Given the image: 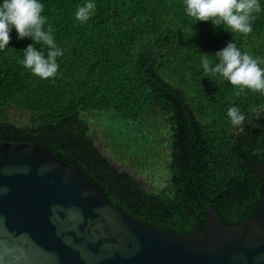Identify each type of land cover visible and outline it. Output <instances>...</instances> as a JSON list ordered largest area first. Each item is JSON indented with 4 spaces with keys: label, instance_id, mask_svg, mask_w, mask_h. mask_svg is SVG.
<instances>
[{
    "label": "trees",
    "instance_id": "1",
    "mask_svg": "<svg viewBox=\"0 0 264 264\" xmlns=\"http://www.w3.org/2000/svg\"><path fill=\"white\" fill-rule=\"evenodd\" d=\"M40 2L64 51L60 75L26 70L23 50L34 42L12 30L0 51V147L50 152L108 204L170 234L201 232L203 203L221 224L250 219L264 181V95L206 76L201 59L217 63L233 40L264 59V10L240 36L187 16L184 0H92L85 24L75 13L87 0ZM233 106L245 115L243 131L227 116Z\"/></svg>",
    "mask_w": 264,
    "mask_h": 264
},
{
    "label": "water",
    "instance_id": "2",
    "mask_svg": "<svg viewBox=\"0 0 264 264\" xmlns=\"http://www.w3.org/2000/svg\"><path fill=\"white\" fill-rule=\"evenodd\" d=\"M203 207L201 232L170 234L108 204L50 152L0 147V264H264V181L253 216L239 224Z\"/></svg>",
    "mask_w": 264,
    "mask_h": 264
},
{
    "label": "clouds",
    "instance_id": "3",
    "mask_svg": "<svg viewBox=\"0 0 264 264\" xmlns=\"http://www.w3.org/2000/svg\"><path fill=\"white\" fill-rule=\"evenodd\" d=\"M186 15L198 22H211L214 27L240 36L252 33L254 14L262 10L260 0H184ZM92 0L77 7L75 19L81 24L95 14ZM44 5L40 0H2L0 2V51L9 48L11 32L15 29L18 40L27 38L34 42L23 50V67L41 80H55L60 75L59 57L63 49L57 46L52 28L45 29L47 18L42 14ZM42 44L47 52L34 45ZM204 54L201 64L206 76H219L238 89V94L251 91L264 95V59L254 58L242 52L237 44L228 42L215 53L218 62L213 64ZM213 56V55H212ZM227 116L233 127L243 131L245 115L237 107H229Z\"/></svg>",
    "mask_w": 264,
    "mask_h": 264
},
{
    "label": "flooded vegetation",
    "instance_id": "4",
    "mask_svg": "<svg viewBox=\"0 0 264 264\" xmlns=\"http://www.w3.org/2000/svg\"><path fill=\"white\" fill-rule=\"evenodd\" d=\"M1 240H5V241H8L6 238H1ZM19 247L21 248V245L19 244ZM9 248V247H8ZM5 250H7V248L5 249ZM0 252H2V251H0ZM6 256V255H5ZM18 256H20L19 254H18ZM5 260H6V257H5Z\"/></svg>",
    "mask_w": 264,
    "mask_h": 264
}]
</instances>
